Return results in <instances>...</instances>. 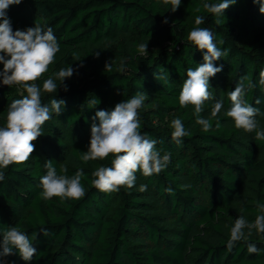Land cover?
Returning <instances> with one entry per match:
<instances>
[{"label": "trees", "instance_id": "trees-1", "mask_svg": "<svg viewBox=\"0 0 264 264\" xmlns=\"http://www.w3.org/2000/svg\"><path fill=\"white\" fill-rule=\"evenodd\" d=\"M206 2L219 0H182L175 12L162 0H22L9 7L14 31L38 23L51 27L60 44L56 62L38 85L62 67L75 71L64 81L67 91L60 85L56 93L42 95L45 105L51 99L65 104L44 124L31 158L0 169L5 173L0 182V242L8 226L19 225L30 237L37 233L32 261H23L14 250L2 258L3 264H264V239L255 231L248 242L261 249L259 254H249L244 241L231 251L226 246L240 209L253 221L255 202L264 203V141L235 128L224 114L231 106L228 93L248 74L257 86L246 99L260 110L256 119L264 128V93L258 84L264 69V14L252 0H237L223 17H215L203 9ZM198 15L205 17L200 27L209 28L217 46L228 50L214 62L222 71L209 81L214 98L224 102L220 127L213 119L207 133L195 123L193 107L181 108L178 102L187 69L203 63V53L187 42ZM142 43L147 44L144 54L138 51ZM107 62L111 72L105 71ZM22 91L0 83V126L8 105ZM137 92L148 95L140 109L141 131L158 141L162 154L171 152V161L158 175L137 172L130 190L100 192L91 185V173L110 166L111 156L105 161L80 159L91 126L99 123L93 117ZM92 99L99 101L94 107L89 106ZM213 103L205 102L203 117L210 116ZM176 118L191 132L180 144L171 139ZM46 160L58 172L66 167L69 176L82 170L86 195L79 200L43 199L40 178L46 174ZM141 184L147 191L138 190ZM168 187L172 194L165 191ZM41 226L48 236L40 233Z\"/></svg>", "mask_w": 264, "mask_h": 264}, {"label": "clouds", "instance_id": "clouds-1", "mask_svg": "<svg viewBox=\"0 0 264 264\" xmlns=\"http://www.w3.org/2000/svg\"><path fill=\"white\" fill-rule=\"evenodd\" d=\"M22 0H0V83L12 87L19 86L23 91L21 98L14 99L8 105L5 123L0 126V169L9 166L26 163L35 151V141L43 135L44 124L52 119L53 113L59 115L65 104L64 100L51 99L48 105L42 103L43 94L56 93L58 86L63 85L67 91L64 81L72 77L74 69L70 65L62 67L54 72L52 76L43 80L42 87L36 82L56 62V55L60 52V44L55 37L51 27L44 28L38 23L25 30H13L11 20L7 16V10L11 5H19ZM163 4L171 5V11L175 12L181 5L182 0H162ZM237 0H219L216 3L206 2L203 9L215 16L223 17V13ZM259 4V12L264 14V0H252ZM197 12L201 9L198 7ZM167 23V20L164 21ZM195 26L187 34V42L203 53V63L195 68H188L186 79L179 93L178 102L181 108L192 106L194 109L195 123L205 133L209 132L216 119V127H220L219 114L224 108L222 99L216 100L209 90L210 78L222 71V66L217 67L215 61L228 55L227 49L217 46L213 32L207 27H200L205 23V17H195ZM219 23V20H216ZM219 44H224L221 39ZM138 51L141 54L147 52V44H140ZM99 51L95 53L99 56ZM82 66V65H81ZM121 72L124 66L121 65ZM105 71L111 72L110 62L105 64ZM163 71V69H161ZM157 79L163 77L157 76ZM57 81L59 83H57ZM258 84L264 93V69L259 72ZM256 83L250 75H242L235 84L234 90L228 93L231 106L225 111V115L234 122L237 129L247 133H254V139L264 141V128L260 127L256 119L260 110L254 107L246 99L248 93L256 87ZM26 93V94H25ZM148 95L145 92H137L130 98L119 102L113 110H98L95 112L91 126V136L86 152H82L80 159L83 162L105 161L111 156L110 166H98L92 171L91 185L103 193L118 192L121 188L132 189L136 186V173L149 177L160 174L166 169L171 161V152H163L157 148L158 141L151 138L147 133L141 131L140 109L144 106ZM206 101H214L210 116L205 118L201 115ZM98 100L92 99L90 107H94ZM261 103L256 98L255 104ZM171 139L180 144L183 138L191 135L180 118L171 121ZM44 167L46 174L40 178V196L45 200L58 197L61 200H79L86 195V189L82 184L84 172L77 170L74 175L67 174L68 169L61 167L59 172L53 165L52 160H46ZM5 173L0 171V182L4 181ZM184 187H188L185 185ZM140 192L147 191V185L141 184ZM169 194L173 189H165ZM256 216L249 221L244 215V209H240V215L230 228L227 240V249L231 251L241 241L247 243L249 254H259L256 244L250 243L249 238L253 232L264 239V203L255 202ZM247 230V231H245ZM45 237L49 232L46 227L39 229ZM34 239L37 233L30 237L26 231L21 230L19 225L8 226L2 232L0 242V264L3 257L12 255L14 250L20 258L29 262L37 254L34 247Z\"/></svg>", "mask_w": 264, "mask_h": 264}]
</instances>
